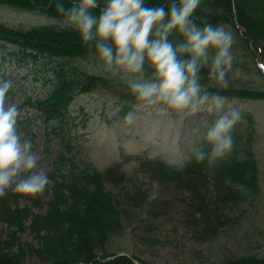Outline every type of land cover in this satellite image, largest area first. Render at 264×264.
<instances>
[{"label": "trees", "instance_id": "16d2710c", "mask_svg": "<svg viewBox=\"0 0 264 264\" xmlns=\"http://www.w3.org/2000/svg\"><path fill=\"white\" fill-rule=\"evenodd\" d=\"M58 3L67 10L79 0H0L2 5L41 12L55 20H68L65 12L58 11ZM173 3L179 6L180 0H151L143 2V7L163 8L167 14L164 22H167ZM97 5L92 14L98 18L107 0H97ZM189 20L199 29H217L225 23L231 24L241 52L264 62V0H199ZM236 25L239 28H235ZM177 35L180 36V32L176 29L168 35L174 47L179 45L173 42ZM98 41L99 38L86 41L74 26L41 25L22 29L0 23L2 60L11 57L19 63L40 62L47 72L50 81L47 96L26 97L22 106L38 111L34 118L26 117L25 120L33 119L34 124L42 122L44 150L53 163L52 171L47 174L53 186L45 212L34 214L28 207L20 208L18 200L24 196L23 191H7L0 196V220L10 230L7 238L0 240V264H30L26 258L33 253L40 258L41 264H151L133 256L116 257V253L105 250L104 244L110 237L124 234L125 224L131 218L148 214L157 219L162 213L161 204L171 209L174 201L182 209L184 226L194 230L198 238L217 237L229 213H238L243 203L254 201L259 193L258 162L252 139L242 140L244 134L235 135L236 131L231 137L232 147L225 150L223 157L213 158L212 149L205 145L180 169L159 159L137 158L139 169L158 188L154 198L137 177L128 176L120 166L99 171L91 163L79 159L80 151L72 143V133L67 129L70 107L79 95L92 91L110 78L84 71L74 62L102 57L96 47ZM106 43L114 51L111 40ZM8 45L12 46V51H8ZM180 58L190 60L192 55L184 53ZM210 63L208 55L206 62L200 58L197 63L194 78L203 86L199 96L218 92L228 98L255 100L264 97V91L236 88L230 83L224 87L213 86L217 80L211 84L203 77L211 68ZM149 64L152 62L145 54L143 68L137 73L147 76V67H152L147 66ZM259 73L264 78L260 69ZM128 110L130 108L124 107L123 112ZM25 120L17 118V124L24 125ZM28 131L32 132V127ZM54 139L58 147L53 151L50 146ZM197 153L201 154L199 159ZM34 204L38 206L40 202L37 200ZM135 209H140L141 213L136 215ZM148 217H145L147 222ZM29 218V229L41 244L37 249L23 244L18 237L20 231L26 230L24 225ZM211 264H264V256L228 258Z\"/></svg>", "mask_w": 264, "mask_h": 264}, {"label": "rangeland", "instance_id": "374dc122", "mask_svg": "<svg viewBox=\"0 0 264 264\" xmlns=\"http://www.w3.org/2000/svg\"><path fill=\"white\" fill-rule=\"evenodd\" d=\"M252 6L257 9L255 4ZM258 14L261 15L259 12ZM0 23L22 29L41 25L74 26L69 20H55L41 12L20 10L2 4ZM221 27L231 41L228 49L230 65L224 64L217 69L214 60L218 49L209 47L207 55L212 63L203 77L211 84L217 80L218 83L213 85L215 87H224L230 83L229 85H235L236 88L248 87L264 91V78L259 73V69L262 71L261 66H264L263 60L258 57L252 59L241 52V45L231 24L225 23ZM235 28L239 26L236 25ZM176 30L183 38L177 35L173 42L187 43L184 33ZM154 38L150 36V39ZM8 46V51H12V46ZM2 59L3 53L0 51V84H10L5 96V106L15 105L21 121L26 117L34 118L38 111L24 108L22 102L26 97L47 96L50 81L44 65L40 62L19 63L11 57ZM74 64L91 74L111 79L106 78L107 80L99 83L92 91L79 95L69 111L67 129L72 133V143L80 151L78 158L91 163L99 171L115 165L120 166L128 176L137 177L152 195L151 198H154L158 194V188L139 169L137 158L159 159L180 169L205 145L212 149L213 158L223 157L225 151L221 154L214 153L215 143L209 140L208 133L222 115L233 110L240 113V118L233 124L229 135L232 137L237 132L235 135L244 134H241L242 140L251 138L258 162L259 193L256 199L243 203L238 213L231 211L217 237L198 238L194 230L184 226L180 214L182 209L174 201L171 209L170 206L164 208L161 204L162 213L157 219L148 217V214L131 218L125 224L124 234H117L106 241L105 250L108 253L133 256L151 264H211L228 258L264 256V97L255 100L228 98L216 92L215 95L199 96L200 99L194 97L188 106L176 108L163 101L148 103L140 99L138 92L132 89L131 84L134 82L159 79L153 64L147 65H152L147 67V76L139 75L136 71L126 66H118L114 62L109 64L102 57L77 60ZM221 69L224 73L223 79H220ZM202 88L203 86H199V90H203ZM216 97L222 98V103ZM124 107L130 110L124 113ZM25 121L27 123L24 125L17 124V131L22 140L31 141V150L39 157V167L44 168L48 174L53 169V163L44 150V126L41 121L36 124L33 119ZM30 127L32 132L28 131ZM57 147L58 142L54 139L50 148L54 151ZM28 174L30 173H25ZM52 186L53 182L49 181L42 191H23L24 196L19 198L18 206L28 207L34 214L45 212ZM7 191H16L15 185L5 192ZM37 200L40 202L38 206L34 204ZM139 211L141 213L140 209H135L136 215H139ZM145 217H148V222ZM30 222L31 218L25 222L26 230L20 231L18 237L23 244L37 249L41 244L36 234L30 231ZM9 232L7 224L0 220V240L6 239ZM33 254L26 258L27 262L41 264L40 258Z\"/></svg>", "mask_w": 264, "mask_h": 264}, {"label": "clouds", "instance_id": "9594fccd", "mask_svg": "<svg viewBox=\"0 0 264 264\" xmlns=\"http://www.w3.org/2000/svg\"><path fill=\"white\" fill-rule=\"evenodd\" d=\"M198 3L199 0H180L179 6L173 3L167 23L163 8L147 9L143 7V0H107L98 18L92 14V9L98 6L97 0H79L67 10L58 3L57 9L65 12L86 41L99 38L96 47L109 64L114 62L139 72L146 54L159 79L134 82L132 89L148 103L163 101L181 108L192 103L194 97L200 99L199 85L194 77L200 58L207 61L209 47L218 49L214 60L216 68L230 65L231 59L228 54L231 41L223 27L199 29L191 24L189 17ZM173 29L184 33L187 43L174 47L168 40ZM150 36L155 38L150 39ZM109 40L114 51L106 43ZM184 53H190L192 58L181 59L180 55ZM223 75L221 69L220 79ZM9 88V83L0 84V196L13 184L16 191L35 192L42 191L49 183L46 170L38 165L39 157L31 150V141L22 140L17 132V107L5 106ZM216 99L222 103V98ZM239 118L240 113L236 110L225 113L209 131V140L215 143L214 153L221 154L232 147L229 132ZM200 156L197 153L198 159Z\"/></svg>", "mask_w": 264, "mask_h": 264}, {"label": "water", "instance_id": "95a60500", "mask_svg": "<svg viewBox=\"0 0 264 264\" xmlns=\"http://www.w3.org/2000/svg\"><path fill=\"white\" fill-rule=\"evenodd\" d=\"M119 255H124V254H119Z\"/></svg>", "mask_w": 264, "mask_h": 264}]
</instances>
